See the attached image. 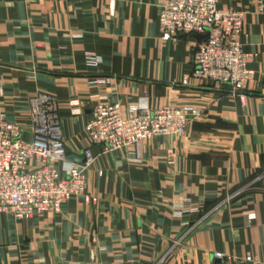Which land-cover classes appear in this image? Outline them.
<instances>
[{
	"label": "crops",
	"instance_id": "obj_1",
	"mask_svg": "<svg viewBox=\"0 0 264 264\" xmlns=\"http://www.w3.org/2000/svg\"><path fill=\"white\" fill-rule=\"evenodd\" d=\"M162 3L0 0V112L24 127V139L36 94L55 99L65 157L74 162L100 99L123 110L188 104L201 112L181 138L144 141L139 162L127 160L132 149L92 146L85 178L97 203L73 199L58 214L28 220L0 213V264H264V9L218 0L244 12L243 51L255 55L240 100L191 77L198 35L160 39ZM91 55L97 66L87 64ZM75 107L82 113L72 115ZM182 204L199 210L178 221L173 209Z\"/></svg>",
	"mask_w": 264,
	"mask_h": 264
},
{
	"label": "built area",
	"instance_id": "obj_2",
	"mask_svg": "<svg viewBox=\"0 0 264 264\" xmlns=\"http://www.w3.org/2000/svg\"><path fill=\"white\" fill-rule=\"evenodd\" d=\"M254 2L258 10L264 9V0ZM243 18L242 11L221 9L218 0H163L157 25L163 41L207 34L193 51L191 77L214 88L228 87L243 100L254 75L248 64L255 56L243 51ZM86 60L92 67L100 63L94 55ZM107 81V78L97 79L99 85ZM28 103L30 140L23 138L24 127L8 122L5 112H0V213L16 220L58 214L73 199L81 198L85 204L97 203L98 198L87 193L85 178V172L95 161L92 146H101L104 153L132 149L127 160L139 162L144 141L156 137L181 138L186 127L201 114L188 104L156 109L145 104L123 110L120 102L100 99L91 107L85 123L88 146L81 153L82 160L74 162L65 157L55 99L36 94ZM70 112L76 116L82 113V108L75 107ZM198 210L194 205H177L173 216L180 221L184 215ZM254 218V214L248 215L250 221ZM213 258L221 260L223 255L213 253ZM245 260L252 262L256 257L247 254Z\"/></svg>",
	"mask_w": 264,
	"mask_h": 264
},
{
	"label": "water",
	"instance_id": "obj_3",
	"mask_svg": "<svg viewBox=\"0 0 264 264\" xmlns=\"http://www.w3.org/2000/svg\"><path fill=\"white\" fill-rule=\"evenodd\" d=\"M207 37V34L206 35H202V36H198L199 39H204Z\"/></svg>",
	"mask_w": 264,
	"mask_h": 264
}]
</instances>
